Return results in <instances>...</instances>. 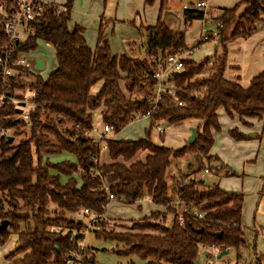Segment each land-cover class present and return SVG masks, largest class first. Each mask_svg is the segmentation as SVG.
<instances>
[{
  "label": "trees",
  "instance_id": "trees-1",
  "mask_svg": "<svg viewBox=\"0 0 264 264\" xmlns=\"http://www.w3.org/2000/svg\"><path fill=\"white\" fill-rule=\"evenodd\" d=\"M14 1L0 0V3L11 5ZM154 1L145 0V4L152 5ZM166 1L160 0V10ZM72 2L47 4L40 16L29 23L31 32L16 50L33 51L41 41L53 48L56 59L55 69L45 78L21 67L17 68L19 75L12 78L14 89L29 88L34 92L29 97L34 108L28 113V122L14 106V100L23 99L21 93H14V98L0 107V127L20 135L28 126L26 137L18 143H14V138L9 141L14 134L3 136L0 141V221H9L7 229L0 232V246L9 237V230L17 235V245L6 259L10 264H65L66 256L77 244L70 242L69 230H57V227L79 228L83 223L78 214L81 208L103 216L108 195L112 194L126 203L149 197L156 205H167L165 211H151L148 216L133 221L131 231L103 228L94 232L98 238L120 242V254L136 255L144 264H197L200 246L215 245L234 251L233 264H264V252L254 253L249 262L242 256L250 237L254 248L256 240V233L246 230L241 223L242 194L224 191L217 185L200 189L194 179L175 182L169 190L166 182L172 158L193 153L201 162L203 158L210 159L207 153L213 143L211 131L220 129L218 109L223 108L230 117L233 113L240 115L244 125L246 117L264 116V71L255 75L248 87L224 77L227 43L249 36L264 23L260 17L264 14V0H242L223 10L216 18L222 26L213 55L201 62L187 57L182 70L173 74L183 104H174L164 97L150 119L152 124L165 125H179L187 119L200 121L195 141L179 149L154 142L151 127L145 130L144 137L133 140L105 137L96 140L84 131L92 129L95 110L99 111L102 123L113 126L112 133L128 125L134 112L146 110L144 100L131 101L129 96L149 93L155 84L152 74L156 60L187 49L184 32L169 28L159 11L154 25L137 26L141 38L139 51L128 48L120 55L112 53L108 41L102 37V27L96 47L91 49L82 35L83 28L68 27ZM243 4L246 8L236 14ZM60 6L65 10L57 14ZM183 17L192 19L188 12H183ZM201 18V13L194 16ZM131 24L136 25L134 21ZM6 40L0 22V46ZM20 75L32 78L23 79ZM98 81H102L101 87L92 93ZM228 133L236 140L247 138L236 128ZM158 138L163 141L164 133ZM101 142L106 145L109 163H98ZM143 151L148 152L145 158L134 160ZM62 153L74 160H49V156ZM96 170L99 175L95 174ZM175 197L206 210L205 218L193 222L185 214L184 223L179 224L176 209L168 205ZM168 214H173L170 225L165 224ZM16 255L21 256L16 258ZM88 255L93 262L86 258L82 264H94L90 249Z\"/></svg>",
  "mask_w": 264,
  "mask_h": 264
},
{
  "label": "crops",
  "instance_id": "crops-1",
  "mask_svg": "<svg viewBox=\"0 0 264 264\" xmlns=\"http://www.w3.org/2000/svg\"><path fill=\"white\" fill-rule=\"evenodd\" d=\"M42 1L64 5L67 0ZM119 1L120 0H73L72 9L70 11V19L68 21L69 29H72L74 26L83 28L82 35L87 46L91 49H94L96 47L97 38L95 34V43H93L88 34L89 27H97V30H99V26H103L105 29L103 30L102 37L109 43L110 33L105 27L106 24L104 21V15H106L108 19L118 21L115 17L116 14L114 9L119 6ZM204 1L207 3V5L209 4L208 6L212 7V9L216 8L219 12L222 13L223 10L231 8L236 3L242 0ZM172 3L173 0H167L160 10V0H155L152 5H146L145 0H123V8H129V12L125 17L122 18V20L129 22H135L136 20L137 24L141 23L142 25H154L158 19L160 11V17L162 21H164L169 28L173 30H179L168 25V23L171 24V18L169 17V15L170 9L173 6ZM188 3L189 5L192 4L191 1ZM245 8V4L241 5L237 9V14L242 13ZM75 11H78L79 13V16L76 18L74 17ZM260 17L264 20V14H261ZM208 25L211 26L207 29H211L213 28L214 23L212 22ZM137 26L134 25V28L130 29L127 32V39L125 42V47L127 48L124 50L122 49L118 52L111 51L112 53L120 55L126 53L128 48L134 50L136 48L135 46H137L138 44L140 45L141 38L139 36ZM204 26H207V24H203V28H205ZM258 26V29L249 36L237 37L227 43L226 69L224 77L226 80L236 82L242 87H248L251 79L261 71H264V23H260ZM201 29L197 33V35L199 36L198 42L201 38ZM46 45L49 44L46 43ZM20 93L23 96V99L20 100V102L24 103V105H21V107H24L26 101H29V98H25L22 90L20 91ZM222 111V108L218 109V120L220 116L223 115V113H226L225 111ZM231 117L232 118L230 119L232 120L230 124H226L227 127L225 130H227L228 132L230 129H233V127H235L239 132L246 134L247 138L236 140L228 133L216 134L213 133V130L211 131L213 141L215 139L217 143L214 145L212 143L207 155L210 156L211 160H219L218 165H220V169L218 170V175L219 177H222L218 179L217 182L212 181V186L217 185L224 191L229 189L231 192L243 195L241 218L242 226L246 230L254 231L256 233V239L258 238V240H260V242H262L264 246V116L262 118L246 117L244 118V120L247 122V124L245 125L241 121L240 115L233 113ZM97 118L100 120L99 111ZM193 120L197 119H187L185 121L195 124L194 127H196L200 123V121L198 120V123H194L192 122ZM240 123L243 126H239ZM164 126L167 127V130L170 126L173 125ZM94 133L100 134L95 135ZM253 133L254 136L252 135ZM90 134L92 137L97 138L100 137L103 133L90 132ZM147 154L148 152L146 151L140 152L138 153L137 158L143 160ZM53 159L56 160L52 161ZM64 159L74 160L71 155L66 153L49 156V160H51L52 162H58ZM205 169L206 168H203V171L205 173L210 172V169H207V171H205ZM229 171L235 173L237 172L238 175H228L227 172ZM231 176L234 177L233 180H230L228 178ZM185 181H188V179ZM198 183V187L202 189L200 185L204 183V180L201 179ZM143 201L154 204L149 197H143L135 202L136 204H138L139 209H141V204ZM154 205L156 207V210L165 211V208L162 205ZM102 217L105 221L109 220L107 217H105V213ZM20 256L21 255H16V258ZM8 263L10 264V262Z\"/></svg>",
  "mask_w": 264,
  "mask_h": 264
},
{
  "label": "rangeland",
  "instance_id": "rangeland-1",
  "mask_svg": "<svg viewBox=\"0 0 264 264\" xmlns=\"http://www.w3.org/2000/svg\"><path fill=\"white\" fill-rule=\"evenodd\" d=\"M191 1V6H194L198 0H173V6L170 9L171 24L168 23L170 27H175L176 29L181 30L184 32L185 35V43L187 45V49L189 50L193 48V46L198 42L199 36L197 33L201 28H203L202 20H193L191 21L190 25L187 26L183 22L182 16V5L189 4L188 2ZM51 4V3H50ZM209 5V4H208ZM123 0L119 1V6L114 9L116 14V19L118 21H113V19H108L106 15H104V21L106 24V29L109 31V45L110 50L112 52L124 50L125 42L127 39V32L130 29H133L134 25L131 24L129 21L122 20L128 12L129 8H123ZM143 7V5H142ZM155 7V6H154ZM210 7V6H209ZM209 7L207 9H209ZM212 8V7H210ZM216 9V8H215ZM163 12V11H162ZM237 14V11H236ZM74 17H78V11L74 12ZM137 24V21L134 22ZM209 24V23H208ZM204 26L206 29L209 28L211 25ZM99 25V24H98ZM102 31L105 29L103 26ZM96 28L89 27V37L95 43V34L97 38V30ZM140 36V35H139ZM137 46H135L137 49ZM217 46H214L211 43L205 42L199 45V48L194 51L193 54L189 56V58L193 59L196 62H201L206 57H210L213 55L214 50ZM134 49V50H135ZM139 51V49H137ZM136 51V50H135ZM24 56L30 62L29 71L32 74H38L41 77L45 78L49 75L53 69L56 67V59L54 55V50L51 46L46 45L44 42H38V46L35 50L29 51L24 53ZM41 58L45 62V67L42 70L37 71L34 66V58ZM210 70V65L206 70V74ZM32 76L25 79H31ZM102 81H98L91 89L92 93H96L99 88L101 87ZM24 93L25 98L31 97V94L27 91V88L24 89H14V93L16 95L20 94V91ZM18 92V93H17ZM15 101V100H14ZM23 113H29L34 106L30 103V101H26L24 107H21ZM223 110V108H222ZM224 111V110H223ZM222 111V112H223ZM229 115L223 113V115L219 118V125L220 129L213 130V133L221 134V133H228L226 129V124H230L231 120ZM226 120V122H225ZM192 122L198 123V120H193ZM93 124L97 129V132H102V124L97 117L93 118ZM67 125V124H65ZM195 124H192L188 121H183L179 125L170 126L164 133V140L161 141L154 133L151 132V139L156 143H161L167 147H172L174 149L182 148L187 143V138L189 133H191L190 128L194 127ZM239 126H243L241 123ZM238 126V127H239ZM149 128V120L146 119H136L130 122L128 125L123 127L118 133L110 132L109 136L112 138L120 139V140H133L138 139L145 136V130ZM235 128V127H233ZM28 130V126L22 129V134L16 135L13 133L12 129L7 130V135H13L14 143H18L21 139L26 137ZM98 135L100 133H94ZM229 134V133H228ZM99 138V137H97ZM216 140L214 139L213 145L216 144ZM59 159V158H58ZM99 164H105L110 162V158L105 146L104 142L100 144V152H99ZM137 159V156L134 160ZM56 159H53L54 161ZM51 161V160H50ZM219 160L217 159H205L203 158L202 162L196 158V155L193 153H186L181 157L172 158L170 161V165L166 171V182L168 184L169 190L175 182H185V180L195 179L196 182L199 180H204V183L200 185L202 189L210 188L213 183L212 181L217 182L218 179L222 178L218 175V170L220 169ZM203 168L210 169L209 173H205ZM230 175V174H229ZM238 175L237 172L233 175ZM233 176L228 177L230 180H233ZM190 177V178H189ZM199 185V183H198ZM227 192H231L229 189L225 190ZM234 193V192H232ZM174 199V198H173ZM136 202V201H135ZM135 202L133 203H126L124 201H120L118 199H114L108 202V205L105 210V217L109 220L104 221V229L106 230H114L116 232H125L131 231L130 226L132 225L133 221L139 220L143 217L148 216L151 211H156V207L154 204L143 201L141 204V209L138 208V204ZM103 213V216H104ZM173 219V214H168L165 224L170 225ZM104 220V219H103ZM85 222L86 219H83ZM10 234L7 238L6 242L0 246V264H9L8 260L6 259V255L12 252L17 244V235L13 232V230H9ZM254 243L252 238L250 237L249 243L246 244V247L242 251L243 258L246 259L247 262L251 261L254 258V253H262L264 251V246L258 238L255 240V248L253 247ZM85 246L88 247L94 256V264H144V260L136 255H124L118 253V250L122 248V244L115 240H105L103 238H98L95 234L89 233L86 236ZM210 248L205 246L204 248H200L198 255H197V263L198 264H229L224 263L225 260L232 261V264L235 260V253L231 249L226 255H224L220 259H214L213 257H208V252ZM168 264V263H164Z\"/></svg>",
  "mask_w": 264,
  "mask_h": 264
},
{
  "label": "built area",
  "instance_id": "built-area-1",
  "mask_svg": "<svg viewBox=\"0 0 264 264\" xmlns=\"http://www.w3.org/2000/svg\"><path fill=\"white\" fill-rule=\"evenodd\" d=\"M50 3L44 2L42 0H15L11 5L0 3V22L3 30L6 34V43L0 46V107L8 99L14 98V88L12 87V78L19 75V67L29 69L30 62L24 56V53L16 52L18 45L23 42L26 36L31 32L28 27L29 23L37 19L43 8ZM209 6L204 0L196 2L194 6L189 4L182 5V12H188L192 15V19L184 20L185 25L189 26L191 21L196 20L194 16L201 13L202 18L197 20H202L203 24L214 23L211 29H201L200 41L189 50H181L169 54L165 58L156 60V66L153 71L152 77L155 79V84L149 89V93L145 96H140L136 93H132L129 96L131 101L135 99H142L147 104L148 108L144 111H136L133 114L132 121L136 119H146L149 120V127H151V132L155 136L164 133L166 130L165 124L162 123H151V113L158 109V103L164 97H167L174 104L182 105L183 101L179 98L177 94V87L173 81V74L179 72L183 68V60L189 57L199 48L200 44L205 42L211 43L214 46L219 45L220 34L219 29L222 23L216 18L221 14L218 9L209 8ZM65 9L60 6L56 10L59 14ZM143 51H146L144 47H141ZM34 63V62H33ZM25 79V75H20ZM27 91L33 95V91L27 88ZM14 106L16 108H21L20 101H14ZM20 117L28 122V113H20ZM98 117V111L92 113V118ZM131 121V122H132ZM7 130L0 127V141L3 136H7ZM113 131V126L108 123H102V135L99 138H94L91 136L90 132H97L94 124L92 123L91 130H85L84 134L88 137L94 138L96 140L101 139V137L110 138L109 134ZM106 146V145H105ZM207 171V169H205ZM99 175L98 170L95 172ZM104 188H107L104 185ZM116 199L112 194L108 195V202ZM141 199V198H140ZM139 200V199H138ZM137 201V200H136ZM108 205V203H107ZM168 205L173 206L176 209V219L179 224L184 223V215L187 214L193 222H199L205 218L207 214L206 210L199 208L198 205L192 202H186L179 197H175ZM167 208V205H162ZM107 207V206H106ZM79 217L81 219H86L79 228L64 229L62 227H57V230H69L70 231V242H75L77 248L69 251V255L65 258V264H82L83 260L89 258L88 255L89 248L85 246L86 236L89 233H94L95 231H100L103 229L102 220L103 217L95 212H92L86 208H81L79 211ZM205 245H201L200 248H204ZM210 251L208 252V257L218 258V255L222 251H228L226 249H220L215 245L208 246ZM224 263L232 264V261L225 260ZM213 264V263H207Z\"/></svg>",
  "mask_w": 264,
  "mask_h": 264
},
{
  "label": "water",
  "instance_id": "water-1",
  "mask_svg": "<svg viewBox=\"0 0 264 264\" xmlns=\"http://www.w3.org/2000/svg\"><path fill=\"white\" fill-rule=\"evenodd\" d=\"M34 66H35V69L37 71L42 70L44 68V61L41 58H38V57L34 58ZM20 103H21L20 105H24L23 102H20ZM17 111L20 114L22 112V109L18 108ZM190 131H191V133H190V135L187 138V143L188 144H191V143H193L195 141L196 136H197V132H198L196 127H191ZM252 135L254 136V133ZM9 141L12 142L13 141V137H10ZM8 225H9V221L8 220H6V219L1 220L0 221V232L5 231L7 229V227H8ZM227 253H228V251H226V250L220 252V254L218 255V258H220L223 255H226ZM89 262L90 263L93 262V258L91 256L89 257Z\"/></svg>",
  "mask_w": 264,
  "mask_h": 264
}]
</instances>
